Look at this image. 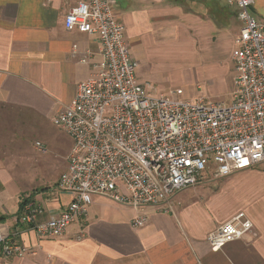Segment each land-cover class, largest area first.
Wrapping results in <instances>:
<instances>
[{
	"label": "crops",
	"instance_id": "obj_1",
	"mask_svg": "<svg viewBox=\"0 0 264 264\" xmlns=\"http://www.w3.org/2000/svg\"><path fill=\"white\" fill-rule=\"evenodd\" d=\"M79 1L0 0V231L34 250L24 257L0 258V264H264V199L228 207L208 196L198 203L200 188L195 186L176 191L168 205L140 210L94 195L87 215L57 238H41L18 221L23 199L44 208L42 219L57 214L72 199L58 188L68 156L58 173L37 181L35 162H26L20 152L23 126L53 118L73 100L78 84L91 76L93 63L101 59L96 34L65 25V15ZM113 2L131 54L139 62L137 78L158 93L165 92L156 78L171 74L177 59L238 46L241 24L237 8L227 0ZM251 13L264 21V0H254ZM257 166L219 183L247 191L246 184L258 180L262 171L253 170ZM240 212L252 220L255 234L211 250L209 233ZM143 214L148 216L146 224L134 226Z\"/></svg>",
	"mask_w": 264,
	"mask_h": 264
},
{
	"label": "built area",
	"instance_id": "obj_2",
	"mask_svg": "<svg viewBox=\"0 0 264 264\" xmlns=\"http://www.w3.org/2000/svg\"><path fill=\"white\" fill-rule=\"evenodd\" d=\"M227 1L237 8L241 24L230 102L183 99L143 85L113 0H81L67 12L68 29L96 34L101 45L91 76L52 118L73 141L58 181L72 199L47 219L41 218L44 208L29 201L19 222L41 238H57L87 215L94 195L138 210L168 205L176 191L197 185L204 172L221 179L264 163V21L251 13L254 0ZM147 221L143 214L133 225ZM249 233L255 234L254 224L240 212L210 232L208 242L219 251ZM28 254H34L30 246L0 231V258Z\"/></svg>",
	"mask_w": 264,
	"mask_h": 264
},
{
	"label": "rangeland",
	"instance_id": "obj_3",
	"mask_svg": "<svg viewBox=\"0 0 264 264\" xmlns=\"http://www.w3.org/2000/svg\"><path fill=\"white\" fill-rule=\"evenodd\" d=\"M259 20V19H258ZM233 48L225 45L219 51L206 53L201 51L192 53L184 59H177L173 72L162 74L156 78L163 92L172 93L183 99L205 98L210 101L230 102L234 98L235 64L231 58ZM23 143L20 157L26 162H35L38 176L37 181L44 179L47 174H56L61 169V162L68 156L73 145L71 137L59 126L53 123L51 117L43 118L37 122H28L23 128ZM41 143V148L36 142ZM258 167V166H257ZM264 166L253 170L258 172V180H250L245 190L237 189V185L219 183L221 179L214 178L210 172H204L195 187L200 188L196 195L198 203L214 197L213 201H221L222 205L237 206L250 199H264ZM219 180V181H213ZM214 182V183H212ZM218 182V183H217ZM246 182V181H245ZM243 188V187H242ZM228 206V207H229Z\"/></svg>",
	"mask_w": 264,
	"mask_h": 264
},
{
	"label": "trees",
	"instance_id": "obj_4",
	"mask_svg": "<svg viewBox=\"0 0 264 264\" xmlns=\"http://www.w3.org/2000/svg\"><path fill=\"white\" fill-rule=\"evenodd\" d=\"M24 200H25V201H24ZM23 201H24V202H22V206H23V207H22V211H23V209H24L25 204L28 203L30 200H29V198H26V199H23Z\"/></svg>",
	"mask_w": 264,
	"mask_h": 264
}]
</instances>
